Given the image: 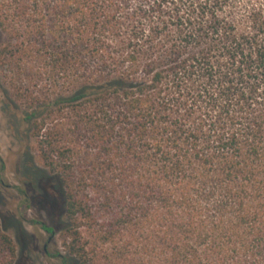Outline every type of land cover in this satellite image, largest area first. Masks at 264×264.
I'll return each mask as SVG.
<instances>
[{"label": "trees", "instance_id": "obj_1", "mask_svg": "<svg viewBox=\"0 0 264 264\" xmlns=\"http://www.w3.org/2000/svg\"><path fill=\"white\" fill-rule=\"evenodd\" d=\"M0 92L58 264H264V0H0Z\"/></svg>", "mask_w": 264, "mask_h": 264}, {"label": "rangeland", "instance_id": "obj_2", "mask_svg": "<svg viewBox=\"0 0 264 264\" xmlns=\"http://www.w3.org/2000/svg\"><path fill=\"white\" fill-rule=\"evenodd\" d=\"M14 111L11 105L4 104L0 92V213L15 218L26 236L27 247L19 254V264H58L47 252L61 249L60 233L49 234L41 228L40 223L47 222L48 214L38 203L40 187L33 185V173L28 170L32 169L30 159L34 160V153ZM8 233L18 246L14 229Z\"/></svg>", "mask_w": 264, "mask_h": 264}]
</instances>
